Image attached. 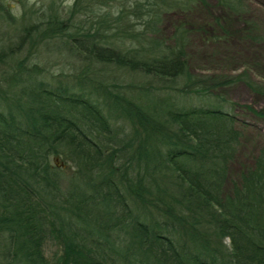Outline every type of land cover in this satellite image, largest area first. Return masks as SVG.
<instances>
[{
    "label": "trees",
    "instance_id": "trees-1",
    "mask_svg": "<svg viewBox=\"0 0 264 264\" xmlns=\"http://www.w3.org/2000/svg\"><path fill=\"white\" fill-rule=\"evenodd\" d=\"M241 1L49 0L22 24L28 10L16 18L0 0V28L15 29L0 36V264H264V140L229 178L247 126L235 108L263 126L264 109L213 94L243 84L264 99V85L189 72L187 41L206 21L159 35L169 12ZM41 48L75 75H47Z\"/></svg>",
    "mask_w": 264,
    "mask_h": 264
},
{
    "label": "rangeland",
    "instance_id": "rangeland-1",
    "mask_svg": "<svg viewBox=\"0 0 264 264\" xmlns=\"http://www.w3.org/2000/svg\"><path fill=\"white\" fill-rule=\"evenodd\" d=\"M71 2L72 0H55L53 9L66 10ZM210 4L212 8L206 13L199 7L188 13L175 11L167 13L159 26L160 38L165 40L171 34L173 25L180 20L191 27L192 31L206 21L209 23L208 35L192 33L188 38L186 54L189 72L234 75L247 71L254 81L264 85V0L241 1L239 8L233 13L220 10L213 2ZM48 5L49 0H7V6L11 7L10 11L16 18L20 17L19 14L22 11L28 10L22 24L36 20L40 12L45 11ZM31 12L35 17H30ZM17 25L20 24L17 23ZM219 27H222L225 32ZM14 30L10 26L3 25L0 28V34H2L0 36L8 38ZM37 55L39 66L44 68L47 75H52L55 81H69L72 75H75V67L79 66L72 59L59 57L62 55H59L56 49L45 51L41 48ZM61 74L68 78L61 77ZM123 80L125 83L139 82V78L131 74L124 75ZM213 94L214 97L239 106H247L254 110L264 109V99L253 95L243 84H233L218 89ZM234 112L238 119L247 123V126L244 127V140L237 158L229 167L230 179L249 163V157L264 140V126L258 118L243 108H235ZM50 164L62 169L64 175L72 172V168L63 157L52 156ZM43 254L49 262H52L59 255V248L54 242L47 240L43 244Z\"/></svg>",
    "mask_w": 264,
    "mask_h": 264
}]
</instances>
